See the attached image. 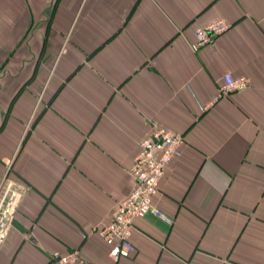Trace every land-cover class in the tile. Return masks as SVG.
Listing matches in <instances>:
<instances>
[{"label": "crops", "instance_id": "obj_1", "mask_svg": "<svg viewBox=\"0 0 264 264\" xmlns=\"http://www.w3.org/2000/svg\"><path fill=\"white\" fill-rule=\"evenodd\" d=\"M227 73L251 84L215 101ZM153 124L185 140L154 198L172 223L136 220L115 261L99 231ZM25 131L0 264H264V0H0L1 157Z\"/></svg>", "mask_w": 264, "mask_h": 264}, {"label": "built area", "instance_id": "obj_2", "mask_svg": "<svg viewBox=\"0 0 264 264\" xmlns=\"http://www.w3.org/2000/svg\"><path fill=\"white\" fill-rule=\"evenodd\" d=\"M229 24L224 20H217L195 32L196 40L192 44L194 51L214 44L219 37L229 30ZM247 78H234L231 73L224 76L215 101L228 97L233 93L242 92L250 86ZM184 136L168 130L158 124H153L150 134L140 143V151L131 168L135 180V188L113 212L110 222L104 226L99 235L109 246V257L115 261L128 258L135 254L136 247L131 240L136 220L154 215L160 220L172 223L161 209L154 205V198L163 180L167 168L180 155L184 145ZM1 195V192H0ZM8 191L0 196V246L5 241L12 224L15 208L12 211L1 212L6 202ZM16 198L11 206L16 205ZM52 264H92L78 250L64 254L55 253Z\"/></svg>", "mask_w": 264, "mask_h": 264}, {"label": "rangeland", "instance_id": "obj_3", "mask_svg": "<svg viewBox=\"0 0 264 264\" xmlns=\"http://www.w3.org/2000/svg\"><path fill=\"white\" fill-rule=\"evenodd\" d=\"M30 123L28 124L27 126V129L30 127ZM26 129V130H27ZM28 131V130H27ZM13 136L11 139H10V142H12L11 144V152L8 153L7 156H4V157H1L0 156V163H3L5 165H7V170L5 172V175L4 177L2 178V181L0 182V192H1V195H5L6 191H8V197H7V200L6 202L2 205V209H1V212L4 213L5 210L6 211H12V208L14 210L15 206H11V203L14 202V199L16 198L15 197V185L11 183V180L12 177L10 176V173H11V169H12V164L14 163L15 161V157H16V154H17V151L20 149V147L22 146L25 138H26V131H25V134L23 135V138L22 139H18L15 137V135H11ZM0 195V196H1Z\"/></svg>", "mask_w": 264, "mask_h": 264}]
</instances>
